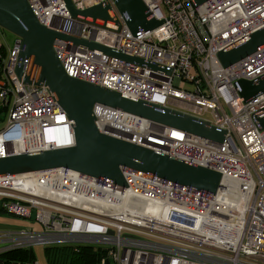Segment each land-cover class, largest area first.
Segmentation results:
<instances>
[{
	"label": "built area",
	"instance_id": "obj_1",
	"mask_svg": "<svg viewBox=\"0 0 264 264\" xmlns=\"http://www.w3.org/2000/svg\"><path fill=\"white\" fill-rule=\"evenodd\" d=\"M70 2L77 10L109 5L116 22L103 26L73 17L64 0H28L41 25L157 68L55 38L52 48L67 76L198 118L208 112L205 120L225 135L217 143L101 103L92 107L97 130L214 170L221 185L209 194L127 167H120L125 186L63 167L1 175L0 213L37 221L42 229L0 227V254L87 244L105 248L99 264H264V128L256 119L264 113V89L244 102L233 85L264 75V46L226 67L216 58L264 27V0H207L198 6L142 0L163 22L135 33L113 0ZM20 44L16 37L0 50V101L9 107L0 157L74 144L71 121L55 94L16 76ZM38 71L27 63L31 80Z\"/></svg>",
	"mask_w": 264,
	"mask_h": 264
},
{
	"label": "water",
	"instance_id": "obj_2",
	"mask_svg": "<svg viewBox=\"0 0 264 264\" xmlns=\"http://www.w3.org/2000/svg\"><path fill=\"white\" fill-rule=\"evenodd\" d=\"M205 1L190 0L194 6ZM64 2L73 17L90 18L94 22H101L103 26L116 22L109 5L77 10L70 0ZM113 2L132 33L138 29L152 30L163 22L150 14L142 0ZM0 27L21 41L15 66L16 76L22 77L24 83L46 85L55 94L57 103L71 121L74 135V144L71 146L0 157V176L63 167L125 186L120 167H127L209 194H214L221 185L220 173L214 170L100 133L94 123L92 107L95 103L105 104L217 143L224 140L225 130L211 125L205 119L144 101H133L116 91L67 76L52 45L55 38H59L151 69L157 68V65L41 25L30 9L28 0H0ZM263 46L264 27L218 51L216 58L222 67H226ZM29 61L39 70L35 80L25 74ZM233 85L243 101L248 102L264 89V75L255 80L239 79ZM256 119L264 128V113ZM104 264H110L109 260L106 259Z\"/></svg>",
	"mask_w": 264,
	"mask_h": 264
},
{
	"label": "trees",
	"instance_id": "obj_3",
	"mask_svg": "<svg viewBox=\"0 0 264 264\" xmlns=\"http://www.w3.org/2000/svg\"><path fill=\"white\" fill-rule=\"evenodd\" d=\"M3 50L1 45L0 50ZM8 105H1L0 112L8 111ZM5 117L0 115V126ZM45 264H99L106 256L105 248L87 244L43 247ZM0 264H37L31 249H13L0 254Z\"/></svg>",
	"mask_w": 264,
	"mask_h": 264
},
{
	"label": "rangeland",
	"instance_id": "obj_4",
	"mask_svg": "<svg viewBox=\"0 0 264 264\" xmlns=\"http://www.w3.org/2000/svg\"><path fill=\"white\" fill-rule=\"evenodd\" d=\"M15 38H16V36L14 34H12L11 32L0 27V45H2L3 48H7V47L11 46ZM181 86L191 87L192 85L186 81H182ZM1 105H2V103L0 101V107H1ZM8 111L0 112V115L7 118L8 114H9ZM200 116L204 119H210L211 118V115L208 112H203L200 114ZM0 129H1V126H0ZM0 225L20 227V228H32L34 231H38V230L42 229V226L37 221L22 219L20 217H16V216L9 215L6 213H0ZM32 251H33L36 263L37 264H45V258H44V254H43V246L36 245V246L32 247ZM111 263H113V262H111Z\"/></svg>",
	"mask_w": 264,
	"mask_h": 264
},
{
	"label": "bare ground",
	"instance_id": "obj_5",
	"mask_svg": "<svg viewBox=\"0 0 264 264\" xmlns=\"http://www.w3.org/2000/svg\"><path fill=\"white\" fill-rule=\"evenodd\" d=\"M235 186V184H233V186L230 184V186L229 187H234ZM236 193H237V191H236ZM230 194H234L235 196H236V198H237V195L235 194V193H233V192H230ZM238 194V193H237ZM153 215H158V211H157V208H156V213H152Z\"/></svg>",
	"mask_w": 264,
	"mask_h": 264
}]
</instances>
